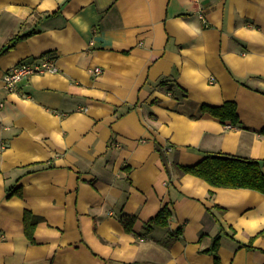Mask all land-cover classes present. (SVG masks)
Listing matches in <instances>:
<instances>
[{"label": "crops", "instance_id": "1", "mask_svg": "<svg viewBox=\"0 0 264 264\" xmlns=\"http://www.w3.org/2000/svg\"><path fill=\"white\" fill-rule=\"evenodd\" d=\"M30 32L0 53V264H215L217 235L218 264H264V194L173 167L264 158V0H0V50ZM45 54L57 71L2 88ZM227 100L238 127L198 114Z\"/></svg>", "mask_w": 264, "mask_h": 264}, {"label": "trees", "instance_id": "2", "mask_svg": "<svg viewBox=\"0 0 264 264\" xmlns=\"http://www.w3.org/2000/svg\"><path fill=\"white\" fill-rule=\"evenodd\" d=\"M30 33L17 35L9 39L7 43L0 50L3 53L12 48L15 42ZM46 55V54H45ZM44 56V55H43ZM156 86L170 92L178 100L186 96L185 91L180 88L173 79L162 78L156 83ZM198 114L210 115L222 123L228 124L232 127H238L240 125L239 117L237 114V105L234 101H224L220 105H206L201 104L198 107ZM191 116H195L192 114ZM260 132L264 134V127L260 129ZM178 174L190 173L203 178L212 186L221 187H244L257 190L264 194V158L253 159L243 157L239 155L226 154V153H204L203 157L196 163L191 165H173ZM210 191V195H212ZM172 214L171 205L169 202L163 204L158 210L157 214L146 225V229L149 230L151 225L158 227L167 226L169 217ZM135 221L134 215L124 214L120 217V222L123 228L130 232ZM24 233L26 237L33 241V230L38 222L37 217H33L28 211L24 212ZM180 229L172 232L168 235V239L165 243L171 242L173 239L180 235ZM257 235H264V229H262ZM219 243V236H215L214 242L210 248L206 249L210 251L214 256V263H219V257L217 254V248ZM246 248H252L251 240L246 245H240ZM119 264V263H112ZM127 264V263H121Z\"/></svg>", "mask_w": 264, "mask_h": 264}, {"label": "built area", "instance_id": "3", "mask_svg": "<svg viewBox=\"0 0 264 264\" xmlns=\"http://www.w3.org/2000/svg\"><path fill=\"white\" fill-rule=\"evenodd\" d=\"M54 57L50 54L44 55L41 59L32 62H19L10 67L3 76L2 88L9 92L14 91L19 81L32 73L55 72ZM101 72V68L96 66L93 68L95 75ZM4 102L0 100V108Z\"/></svg>", "mask_w": 264, "mask_h": 264}]
</instances>
